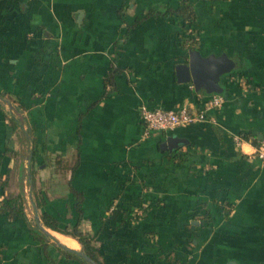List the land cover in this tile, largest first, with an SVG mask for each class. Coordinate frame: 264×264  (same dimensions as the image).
<instances>
[{
	"label": "crops",
	"instance_id": "crops-1",
	"mask_svg": "<svg viewBox=\"0 0 264 264\" xmlns=\"http://www.w3.org/2000/svg\"><path fill=\"white\" fill-rule=\"evenodd\" d=\"M182 1L0 0V206L25 211L0 213V264H90L44 212L100 264H264V0H188L193 27ZM189 46L236 62L225 102L145 135L141 105L212 95L178 81Z\"/></svg>",
	"mask_w": 264,
	"mask_h": 264
},
{
	"label": "water",
	"instance_id": "water-1",
	"mask_svg": "<svg viewBox=\"0 0 264 264\" xmlns=\"http://www.w3.org/2000/svg\"><path fill=\"white\" fill-rule=\"evenodd\" d=\"M236 68V62L227 53L221 55L211 54L205 56L198 49L188 50L187 61L176 66L179 82L192 83L195 90L206 91L209 94H221L224 92L222 79ZM186 141L176 134H169L161 147L164 150L174 151ZM79 254L90 264H99L86 252Z\"/></svg>",
	"mask_w": 264,
	"mask_h": 264
},
{
	"label": "built area",
	"instance_id": "built-area-1",
	"mask_svg": "<svg viewBox=\"0 0 264 264\" xmlns=\"http://www.w3.org/2000/svg\"><path fill=\"white\" fill-rule=\"evenodd\" d=\"M225 97L222 94L214 93L203 103L202 108L196 109L189 105H184L178 110L164 108H150L146 104L141 105L140 115L144 123L145 135L152 132H169L180 127L202 122L207 119L208 111L223 106ZM253 155L264 162V139L256 147Z\"/></svg>",
	"mask_w": 264,
	"mask_h": 264
},
{
	"label": "trees",
	"instance_id": "trees-1",
	"mask_svg": "<svg viewBox=\"0 0 264 264\" xmlns=\"http://www.w3.org/2000/svg\"><path fill=\"white\" fill-rule=\"evenodd\" d=\"M169 11H174L177 14L182 15L184 19L185 27L194 26L196 15H195L192 5L189 3L188 0H183L178 8L176 9L170 8ZM185 43H187V40H185ZM189 48H194V47L189 46ZM0 95L4 96L6 94L0 92ZM75 193H76V198H77V208L81 212L82 210H81L80 203L84 196L82 195L81 192H77L76 190H75ZM44 203H45V199L38 201L39 205L40 204L43 205ZM4 212H8L10 215H13V216L24 218L25 217L24 197L22 195L4 197L1 200L0 213H4ZM115 212L118 213V210H115ZM42 219L47 227L52 228L54 230H58V231H65V233H70L71 235L76 237L80 241V243L83 245L84 251L100 264L98 258L96 257V249L93 246L92 238L89 236V234L82 232L78 227L74 228L71 232H68L67 230H61L58 219H56L49 212H44L42 215ZM70 252L73 255L80 257V255L77 254L76 252H73V251H70Z\"/></svg>",
	"mask_w": 264,
	"mask_h": 264
},
{
	"label": "bare ground",
	"instance_id": "bare-ground-1",
	"mask_svg": "<svg viewBox=\"0 0 264 264\" xmlns=\"http://www.w3.org/2000/svg\"><path fill=\"white\" fill-rule=\"evenodd\" d=\"M70 245L75 246L76 243L70 239H65Z\"/></svg>",
	"mask_w": 264,
	"mask_h": 264
},
{
	"label": "clouds",
	"instance_id": "clouds-1",
	"mask_svg": "<svg viewBox=\"0 0 264 264\" xmlns=\"http://www.w3.org/2000/svg\"><path fill=\"white\" fill-rule=\"evenodd\" d=\"M252 151H254V150L250 149V150H249V154H251Z\"/></svg>",
	"mask_w": 264,
	"mask_h": 264
}]
</instances>
